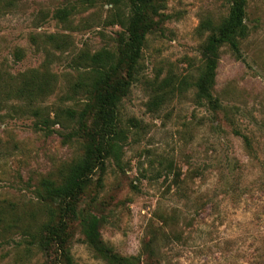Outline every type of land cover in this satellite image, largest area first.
Instances as JSON below:
<instances>
[{
	"label": "rangeland",
	"instance_id": "obj_1",
	"mask_svg": "<svg viewBox=\"0 0 264 264\" xmlns=\"http://www.w3.org/2000/svg\"><path fill=\"white\" fill-rule=\"evenodd\" d=\"M1 1L0 69L51 75L53 88L36 102L43 118L79 105L81 72L72 61L115 50L132 12L122 0ZM229 10V0H166L163 21L147 36L119 109L127 134L121 164L108 160L102 182L97 172L79 206L100 218L104 244L121 256L143 264H264V0H248L241 57L220 50L215 96L224 109L199 104L193 87L210 35L201 24H219ZM7 101L0 104V264H47L28 245L29 227L45 219L36 188L79 159L82 143L68 135L72 125L48 129ZM69 247L76 264H107L79 220Z\"/></svg>",
	"mask_w": 264,
	"mask_h": 264
},
{
	"label": "trees",
	"instance_id": "obj_2",
	"mask_svg": "<svg viewBox=\"0 0 264 264\" xmlns=\"http://www.w3.org/2000/svg\"><path fill=\"white\" fill-rule=\"evenodd\" d=\"M114 1L119 3L121 0ZM122 1L130 4L132 12L126 23H122L125 32L119 36L116 49H102L93 54L79 53L72 61L81 72L74 85L75 92L83 96L79 105L57 109L49 113L48 118H43L41 107L36 102L53 88L51 75H39L37 70L13 75L7 69H0V104L10 99L13 110L29 112L42 119V126L48 129L49 124L60 127L70 124L73 129L68 135L82 143L83 155L79 159L68 164L60 177L42 178L36 188V198L44 209L45 219L32 231V227H29L28 245L34 246L45 256L47 264H76L69 240L71 224L78 220L87 243L107 264H143L139 257H124L107 247L100 233V218L93 214L84 216L79 210L81 198L95 174L100 173L98 182H102L108 160L113 159L118 165L121 164L127 134L121 126L119 109L137 79L147 36L164 19L161 11L166 0ZM229 1L230 10L226 18L219 24L206 20L200 27L210 35L202 51L204 66L193 87L197 102L212 111L224 109L215 96L220 50L228 47L240 58L242 41L250 33L246 23L248 0ZM57 14L60 18L67 16L65 11ZM49 39L53 42L56 40L54 36ZM185 84V81H181L179 89L185 88ZM173 92L164 91L155 95L153 105L158 107ZM242 138L250 147L249 138ZM171 167L172 164L167 169ZM179 178L178 172L175 181ZM151 244L152 241L148 247L153 253L155 250Z\"/></svg>",
	"mask_w": 264,
	"mask_h": 264
}]
</instances>
